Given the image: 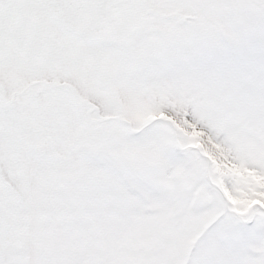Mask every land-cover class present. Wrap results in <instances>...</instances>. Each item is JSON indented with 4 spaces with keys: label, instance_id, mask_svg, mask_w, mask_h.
Here are the masks:
<instances>
[{
    "label": "snow or ice",
    "instance_id": "snow-or-ice-1",
    "mask_svg": "<svg viewBox=\"0 0 264 264\" xmlns=\"http://www.w3.org/2000/svg\"><path fill=\"white\" fill-rule=\"evenodd\" d=\"M0 264H264V0H0Z\"/></svg>",
    "mask_w": 264,
    "mask_h": 264
}]
</instances>
